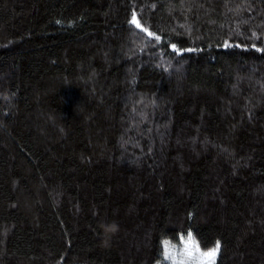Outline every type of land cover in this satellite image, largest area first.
<instances>
[{
    "label": "trees",
    "instance_id": "1",
    "mask_svg": "<svg viewBox=\"0 0 264 264\" xmlns=\"http://www.w3.org/2000/svg\"><path fill=\"white\" fill-rule=\"evenodd\" d=\"M188 236L264 264V0H0V264Z\"/></svg>",
    "mask_w": 264,
    "mask_h": 264
},
{
    "label": "rangeland",
    "instance_id": "2",
    "mask_svg": "<svg viewBox=\"0 0 264 264\" xmlns=\"http://www.w3.org/2000/svg\"><path fill=\"white\" fill-rule=\"evenodd\" d=\"M185 252L188 259H191L193 262H197V264H212V259L217 253V247L211 249L208 252H201L196 248L194 241L191 237L188 236L187 240L185 241Z\"/></svg>",
    "mask_w": 264,
    "mask_h": 264
},
{
    "label": "snow or ice",
    "instance_id": "3",
    "mask_svg": "<svg viewBox=\"0 0 264 264\" xmlns=\"http://www.w3.org/2000/svg\"><path fill=\"white\" fill-rule=\"evenodd\" d=\"M134 24H136L137 25V27H140V25H139V23H138V21H136L135 20V18L133 19V21H132ZM146 31V30H145ZM149 35H152L151 33H149Z\"/></svg>",
    "mask_w": 264,
    "mask_h": 264
}]
</instances>
